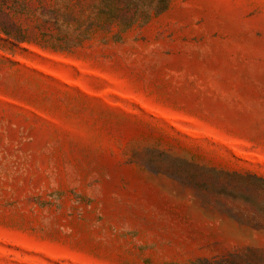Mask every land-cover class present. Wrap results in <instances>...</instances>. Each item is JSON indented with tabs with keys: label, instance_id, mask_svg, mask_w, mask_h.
<instances>
[{
	"label": "rangeland",
	"instance_id": "374dc122",
	"mask_svg": "<svg viewBox=\"0 0 264 264\" xmlns=\"http://www.w3.org/2000/svg\"><path fill=\"white\" fill-rule=\"evenodd\" d=\"M158 1L0 0V264H264V0Z\"/></svg>",
	"mask_w": 264,
	"mask_h": 264
},
{
	"label": "trees",
	"instance_id": "16d2710c",
	"mask_svg": "<svg viewBox=\"0 0 264 264\" xmlns=\"http://www.w3.org/2000/svg\"><path fill=\"white\" fill-rule=\"evenodd\" d=\"M158 11H164L167 9V1L166 0H159L155 7ZM130 24V23H129Z\"/></svg>",
	"mask_w": 264,
	"mask_h": 264
}]
</instances>
